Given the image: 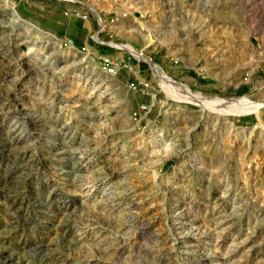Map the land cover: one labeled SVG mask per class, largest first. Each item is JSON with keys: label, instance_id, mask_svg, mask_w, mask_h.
I'll list each match as a JSON object with an SVG mask.
<instances>
[{"label": "rangeland", "instance_id": "obj_1", "mask_svg": "<svg viewBox=\"0 0 264 264\" xmlns=\"http://www.w3.org/2000/svg\"><path fill=\"white\" fill-rule=\"evenodd\" d=\"M161 70L264 102V0H0V264H264V106Z\"/></svg>", "mask_w": 264, "mask_h": 264}, {"label": "crops", "instance_id": "obj_2", "mask_svg": "<svg viewBox=\"0 0 264 264\" xmlns=\"http://www.w3.org/2000/svg\"><path fill=\"white\" fill-rule=\"evenodd\" d=\"M50 9L52 10L53 16L51 22L48 23L50 26V31H53L56 34L61 32L74 44L85 46L86 48L89 47V51L92 52L96 57L102 59L108 58L111 61L120 64L125 62L126 58L123 54L117 52L108 53L106 50H104V46L96 44V39L94 37L96 31L94 30L95 24L93 21L84 20L80 22L78 18L67 16V12L63 10L62 6H52ZM175 71L182 72L185 75L182 77V79L192 85L193 80L190 78L191 67L181 64ZM251 117L253 118V116Z\"/></svg>", "mask_w": 264, "mask_h": 264}, {"label": "bare ground", "instance_id": "obj_3", "mask_svg": "<svg viewBox=\"0 0 264 264\" xmlns=\"http://www.w3.org/2000/svg\"><path fill=\"white\" fill-rule=\"evenodd\" d=\"M52 17H53L52 13H50L47 17L49 22H51ZM124 46L130 49L132 52L136 53V55L143 57V54L140 53L133 45L127 44ZM159 74L162 78V84L165 87L182 90V96L179 93L181 97L187 98L188 100H194V101L200 102L206 106L212 107L219 111H225L226 109V110H230V112L235 111L236 113H243V112H250V111L256 112L260 118L261 108L264 106V102L253 101L247 96L230 97V98L218 97V96H207L200 91L193 90L185 82L176 81L171 76H169V74L166 73L164 70L159 71Z\"/></svg>", "mask_w": 264, "mask_h": 264}, {"label": "built area", "instance_id": "obj_4", "mask_svg": "<svg viewBox=\"0 0 264 264\" xmlns=\"http://www.w3.org/2000/svg\"><path fill=\"white\" fill-rule=\"evenodd\" d=\"M77 14L80 15L82 18H88V14L87 13L78 12ZM82 48L85 49L86 47L83 46ZM102 65H103V68L110 74H114V73L117 72L116 65L108 58H103ZM259 123L261 125H264V118L260 119Z\"/></svg>", "mask_w": 264, "mask_h": 264}]
</instances>
